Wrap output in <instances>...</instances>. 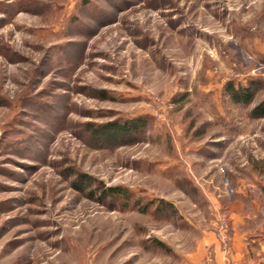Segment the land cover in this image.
I'll return each mask as SVG.
<instances>
[{"label": "rangeland", "instance_id": "rangeland-1", "mask_svg": "<svg viewBox=\"0 0 264 264\" xmlns=\"http://www.w3.org/2000/svg\"><path fill=\"white\" fill-rule=\"evenodd\" d=\"M263 108L264 0H0V264H190L264 215Z\"/></svg>", "mask_w": 264, "mask_h": 264}, {"label": "crops", "instance_id": "crops-1", "mask_svg": "<svg viewBox=\"0 0 264 264\" xmlns=\"http://www.w3.org/2000/svg\"><path fill=\"white\" fill-rule=\"evenodd\" d=\"M230 213L229 259L243 264H264V215L257 213ZM202 253L192 258L190 264H205V258L212 256L214 264H223L224 255L220 250L214 231L206 234Z\"/></svg>", "mask_w": 264, "mask_h": 264}, {"label": "trees", "instance_id": "trees-1", "mask_svg": "<svg viewBox=\"0 0 264 264\" xmlns=\"http://www.w3.org/2000/svg\"><path fill=\"white\" fill-rule=\"evenodd\" d=\"M230 95H231V99L234 102L237 103H249L250 101H252L253 96H254V89L251 88V86H240L238 88H233L232 86H230ZM258 109L255 108L254 111H257ZM259 113H261L262 115L264 114V108L262 111H260ZM138 122V121H137ZM137 122H133V121H126L122 124H117V123H110L109 125L106 126H101V129L103 131H107L109 130H113V134L111 135L110 139L120 136V135H126L130 130H132L134 127H137L136 124ZM143 124V123H142ZM100 130H97L96 133H99ZM110 190H112L113 192H111ZM110 190H102V193L111 194L114 195L116 193V195H119L121 197H126V203L127 201H129V194L126 190L120 188V187H113L110 188ZM107 191V192H106ZM105 195V196H107ZM142 211V208H141Z\"/></svg>", "mask_w": 264, "mask_h": 264}, {"label": "built area", "instance_id": "built-area-1", "mask_svg": "<svg viewBox=\"0 0 264 264\" xmlns=\"http://www.w3.org/2000/svg\"><path fill=\"white\" fill-rule=\"evenodd\" d=\"M218 224L215 226V233H216V239L219 244L220 250L224 255V262L223 264H243L242 262L233 261L229 259L228 253H229V242H230V223L226 216H221L219 220H217ZM205 264H214L213 257L207 256L205 258Z\"/></svg>", "mask_w": 264, "mask_h": 264}]
</instances>
